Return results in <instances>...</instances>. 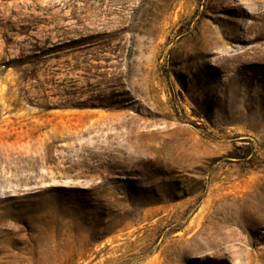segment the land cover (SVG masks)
<instances>
[{
	"label": "rangeland",
	"instance_id": "374dc122",
	"mask_svg": "<svg viewBox=\"0 0 264 264\" xmlns=\"http://www.w3.org/2000/svg\"><path fill=\"white\" fill-rule=\"evenodd\" d=\"M0 264H264V0H0Z\"/></svg>",
	"mask_w": 264,
	"mask_h": 264
}]
</instances>
